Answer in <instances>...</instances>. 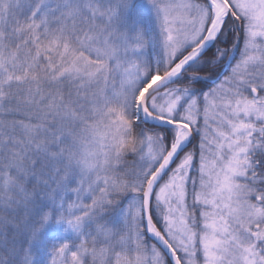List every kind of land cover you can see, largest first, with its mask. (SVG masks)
Wrapping results in <instances>:
<instances>
[{
    "label": "snow or ice",
    "instance_id": "obj_1",
    "mask_svg": "<svg viewBox=\"0 0 264 264\" xmlns=\"http://www.w3.org/2000/svg\"><path fill=\"white\" fill-rule=\"evenodd\" d=\"M0 264H264V0H0Z\"/></svg>",
    "mask_w": 264,
    "mask_h": 264
}]
</instances>
